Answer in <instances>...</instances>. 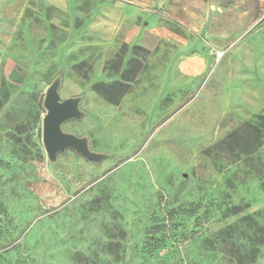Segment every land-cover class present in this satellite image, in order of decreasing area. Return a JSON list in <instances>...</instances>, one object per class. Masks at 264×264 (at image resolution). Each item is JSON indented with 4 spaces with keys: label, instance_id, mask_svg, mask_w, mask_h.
I'll use <instances>...</instances> for the list:
<instances>
[{
    "label": "rangeland",
    "instance_id": "374dc122",
    "mask_svg": "<svg viewBox=\"0 0 264 264\" xmlns=\"http://www.w3.org/2000/svg\"><path fill=\"white\" fill-rule=\"evenodd\" d=\"M132 2L0 0V264H264V0Z\"/></svg>",
    "mask_w": 264,
    "mask_h": 264
},
{
    "label": "water",
    "instance_id": "95a60500",
    "mask_svg": "<svg viewBox=\"0 0 264 264\" xmlns=\"http://www.w3.org/2000/svg\"><path fill=\"white\" fill-rule=\"evenodd\" d=\"M60 79L55 78L47 87L42 106L45 113L41 120V141L46 158L56 160L57 154L65 149H73L87 160L99 162L107 157L105 153L93 151L85 136H77L62 129V124L70 119H79L83 112L79 109L80 97L60 99L58 87Z\"/></svg>",
    "mask_w": 264,
    "mask_h": 264
},
{
    "label": "crops",
    "instance_id": "0c3cea01",
    "mask_svg": "<svg viewBox=\"0 0 264 264\" xmlns=\"http://www.w3.org/2000/svg\"><path fill=\"white\" fill-rule=\"evenodd\" d=\"M125 2H127V4H130V5H132V6H135V5H133L132 3V0H125ZM126 7V6H125ZM129 9V8H128ZM132 38H134V36L132 37ZM234 181V180H233ZM240 181V179L239 178H235V182H237V184H238V182Z\"/></svg>",
    "mask_w": 264,
    "mask_h": 264
},
{
    "label": "trees",
    "instance_id": "16d2710c",
    "mask_svg": "<svg viewBox=\"0 0 264 264\" xmlns=\"http://www.w3.org/2000/svg\"><path fill=\"white\" fill-rule=\"evenodd\" d=\"M249 219H250V218H249ZM231 228H232V226H231V225H228V226L225 228V230L228 232V231L231 230ZM221 232H223V231H221ZM240 254H242V252H240ZM243 256H245V253H243Z\"/></svg>",
    "mask_w": 264,
    "mask_h": 264
}]
</instances>
